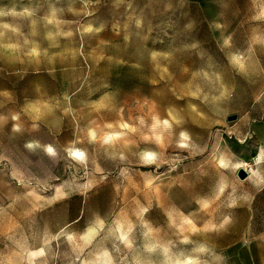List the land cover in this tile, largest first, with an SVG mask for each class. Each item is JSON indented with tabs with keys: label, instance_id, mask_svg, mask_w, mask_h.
<instances>
[{
	"label": "rangeland",
	"instance_id": "374dc122",
	"mask_svg": "<svg viewBox=\"0 0 264 264\" xmlns=\"http://www.w3.org/2000/svg\"><path fill=\"white\" fill-rule=\"evenodd\" d=\"M0 264H264V0H0Z\"/></svg>",
	"mask_w": 264,
	"mask_h": 264
},
{
	"label": "bare ground",
	"instance_id": "6f19581e",
	"mask_svg": "<svg viewBox=\"0 0 264 264\" xmlns=\"http://www.w3.org/2000/svg\"><path fill=\"white\" fill-rule=\"evenodd\" d=\"M90 127V126H89ZM94 128V127H93ZM90 134L93 136V135H95L96 134V132H95V130L94 129H90ZM115 136L116 135H114V134H110V137H112V138H115ZM76 155H79L80 153H79V150H77V149H73L72 150ZM221 162H224L223 160L221 161ZM224 164V163H223ZM248 165V164H247ZM216 258V257H215Z\"/></svg>",
	"mask_w": 264,
	"mask_h": 264
},
{
	"label": "water",
	"instance_id": "95a60500",
	"mask_svg": "<svg viewBox=\"0 0 264 264\" xmlns=\"http://www.w3.org/2000/svg\"><path fill=\"white\" fill-rule=\"evenodd\" d=\"M237 118V116L236 115H233V116H231L230 118H229V120H234V119H236Z\"/></svg>",
	"mask_w": 264,
	"mask_h": 264
}]
</instances>
